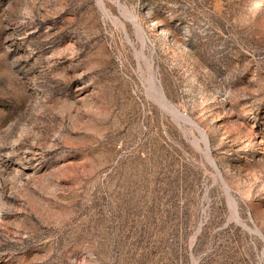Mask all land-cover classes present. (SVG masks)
<instances>
[{"label":"rangeland","instance_id":"rangeland-1","mask_svg":"<svg viewBox=\"0 0 264 264\" xmlns=\"http://www.w3.org/2000/svg\"><path fill=\"white\" fill-rule=\"evenodd\" d=\"M0 264H264V0H0Z\"/></svg>","mask_w":264,"mask_h":264},{"label":"bare ground","instance_id":"bare-ground-1","mask_svg":"<svg viewBox=\"0 0 264 264\" xmlns=\"http://www.w3.org/2000/svg\"><path fill=\"white\" fill-rule=\"evenodd\" d=\"M132 21H133V23L135 24V22H136V20H135V18L132 16ZM136 25V24H135ZM139 28V27H138ZM140 33V32H139ZM143 58V57H142ZM147 63V62H146ZM149 65V71H150V73H151V78H152V80L154 79V75H153V71H152V66L150 65V64H148ZM156 84V83H155ZM154 88V87H153ZM155 90V89H154ZM157 90V89H156ZM156 92V91H155ZM157 92H159V95H157V96H159V98L161 99V101L163 102V104L164 105H166L174 114H176V115H182V113L180 112V110L175 106V105H173L167 98H166V96L159 90V91H157ZM157 94V93H156ZM185 116V115H184ZM194 125H195V127L198 129V131H200V133L201 134H204V137L206 136V134H205V131L199 126V124L197 123V122H195L194 120H192V119H190V118H188ZM190 121H189V123H190ZM192 125V124H191ZM203 136V135H202ZM213 160V159H212ZM226 185V184H225ZM226 188H227V186H226ZM228 189V188H227ZM229 190V189H228ZM228 193H229V191H228ZM232 201V200H231ZM234 208H235V206H234ZM237 214V213H236ZM244 225V224H243ZM259 232V231H258ZM260 233V232H259ZM261 234V233H260Z\"/></svg>","mask_w":264,"mask_h":264}]
</instances>
